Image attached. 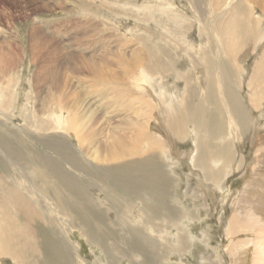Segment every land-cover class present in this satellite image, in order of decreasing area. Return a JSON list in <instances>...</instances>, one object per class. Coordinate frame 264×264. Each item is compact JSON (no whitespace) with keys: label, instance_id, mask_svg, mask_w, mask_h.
Listing matches in <instances>:
<instances>
[{"label":"bare ground","instance_id":"6f19581e","mask_svg":"<svg viewBox=\"0 0 264 264\" xmlns=\"http://www.w3.org/2000/svg\"><path fill=\"white\" fill-rule=\"evenodd\" d=\"M119 1L123 2L122 0H119ZM153 1H154L153 2L154 4L152 2L147 1L142 6L137 7V9H134V12H135L134 14H136L135 17H137L136 19H138V20L141 19V16H143V19H141V20H144L145 22H148L149 20L150 21L153 20L152 18H154L155 17L154 14H156V13H153V11H155V10L157 12H160V13H166L167 17H168V13H169V15L174 14L173 16H176V17H173L172 15H170L172 17H168L165 24L159 25V27H161L162 31H164V32H166V30L169 31V34L163 35V37H161L162 40L160 42H158L155 39V37L146 36V35H144L145 33L141 34L140 31H139V33L141 35H138L137 32H133L134 30L131 29L132 31L130 30V32H128V35H131L130 37L127 34H125V35L121 34L120 38H125V39L128 38L132 41L136 40L135 42L140 44V46L143 50L142 54L141 53H133L132 55L130 54L129 57L128 56L125 57V55L119 56V57L117 56V60H115L113 62L109 61L112 57L110 59L104 60V58L102 56V59L98 60L97 58L95 59L94 57H91V56L85 58V55L82 54L83 57L81 59L79 57H78L79 59H77L75 57L77 60L71 59V61L69 63H60V64H62V66L66 65L67 69L65 71L62 68V69H60V74H55V75H51V73L53 74L52 69L54 67V61L58 62V63L61 61L60 57L64 54L63 53L61 55V52H62V49L64 50V48L61 45V43H59L58 41L55 40L56 36L53 39L47 33H45L43 30H41V28H39L38 21L36 22V19L33 20L34 22L31 21V22H33V24H32L31 29H30L31 43L29 45V50H30L31 56L29 59H31V63L33 65L37 64L36 65L37 67H36L33 74L31 72L32 77L29 80H31L30 82H33V84L35 85V87L37 89V96L40 98V100L38 99L39 100L38 104L41 107L38 108L35 104L36 101L33 102L32 99L30 98V99H27V101H29V103H30L29 108L27 105H23L21 107L20 112L18 111L19 112L18 116H20L22 118V120H23L22 122L24 123L23 127H24L25 134H26L22 137L24 139V141H19V140L15 139V137L12 135V131L15 130L13 127L14 125H11L12 122L8 123L10 117H16V112L18 110L17 105H18V99L19 98H18V96H16L12 92V89L10 88V84H9L11 79L7 77V74H8L7 69L10 68L11 66H14L15 56L11 52L7 53L5 51H0V113L5 112L6 110L12 112L7 117V121L4 120V121H6L8 129L6 127H4V129L0 131L1 132L0 137L3 138L2 140H5L6 138L8 139L7 144L4 143V144H6L5 149H3V147L0 146V152H2V153L5 152L6 154L5 153H3V154L8 156V159L10 161L9 164L11 166L10 169L17 171L18 169L16 167H17V165H19V166L23 167L25 170L26 169H35V170H38L40 172V174L38 173L39 174L38 177L36 174L34 176L33 180L31 179L33 181V183L28 182L29 185H23L25 183L22 184V182H23L22 180L20 182V181H17L16 179H14V178H16L15 175H14L15 177L13 175L12 176L8 175L11 171L8 172V174L5 175V177H4L6 179H7V177H9V179H11L10 182L5 181L4 178L0 177V264H4L3 262H5L6 259L11 260V262H13L15 264H18V263L19 264H42L43 249L41 246L42 245L44 246L45 244H49L51 246V258H52L50 260V259H45L43 257V259L46 261V263L47 264H61L60 259H63V258L60 257L59 251H61V253L64 251L61 248L62 246L60 247V245L57 243V241L54 240V237H56V235L59 234V236H61L63 239L68 238V233L65 232L66 229L65 230L63 229L67 225L71 226V227L73 225H78L80 228H82L81 232H84L83 228H86L89 226V225H86L85 222L81 218L71 215L72 214L71 212H70L71 213L70 215H66V214H68L67 213L68 211L65 210L66 213L63 214L61 212L62 211L61 210L60 211L61 214H60V212L56 208V205H58L66 197H68L69 201L80 202L77 198L82 197L83 193H82L81 188L76 185L78 183V181L75 178L76 176L74 177L72 175L73 173H71V171H73V172H75L77 170H78V172L83 171L84 169L81 166L82 162L73 161L72 158H70L71 161L68 160L67 159V158H69L68 155L61 153L58 149V146L57 147L53 146L50 150L51 152L49 153V151H48L49 154L48 153L44 154L42 152H34L33 153L32 148L30 146H28L30 143L29 144L26 143L27 138H29V136H31L30 133H34L38 136L39 135L40 136H46L48 134H50V136H51V134H54V136H57V134L63 135V134L67 133L69 135V137L71 136L72 138H74V136L71 133L75 134V131H76V129L73 128V125L76 123V117L78 119H85V122L80 124L79 129L80 128L86 129V132L88 133L87 141L84 140V142H86V143L89 141V143H87L88 146L85 144L87 147L84 145V143L81 142L80 138L78 137L79 134L76 133V138H77L76 141L78 142L77 144H79L80 147L84 151L82 153L84 158H86V157L89 158V156H90L91 159L93 158L96 162H99V163L101 162L100 163L101 165H99V166H102V167L108 169L107 171H105L106 173H108V174L113 173L112 177L115 180H113L110 176H109V178H111L115 183L116 182L118 183V181H116L118 179V176H122L123 179L126 180V181H124V180L123 181L126 182L128 185L130 184L131 189H129V190L132 192L129 194V197H128L127 196L128 195L127 187H124L125 189H127L125 192L122 191V192H124V195H120V194H113L114 191L111 189H110L111 191L106 189L108 186H106V187L102 186L103 188L99 189L97 194H99L98 196H100L101 198L102 197H105V198H102V199L96 198V199H98V203H96L97 201L94 203L98 204L97 206L90 205V206H87V208L85 210H83V211L80 210V211L85 212V213L90 212V214H91L95 211V209L98 206H100V207H98L100 209L101 206H103L102 205L103 202L108 204L107 206H109V205H111V203H113L112 204L113 208L111 210H113V211L115 210L117 214L119 213L118 217L115 216V219L117 220V224H114V221H115L114 218H113L114 220L112 219L110 221H104L103 220V225H105L106 227L104 229L99 228V233L100 234L108 233V231L110 230V227L115 226L114 227L115 230H120V232H121L120 235L121 234L127 235L129 232L128 229L130 227H133V228H135V230L133 229V232L130 231L131 232L130 236L135 238L137 236V234L139 232H141L138 230L139 232L135 233L136 229L145 228L146 229L145 233L147 234V235H145V237L149 239V243L146 242L145 238H142L141 236H139V237H140L141 241L143 242V245H145V244L148 245V246H145V248H147V247L152 248L153 247L155 249L154 252H156V256L154 259L152 258L154 260L153 261L154 263H157L159 261V258L162 262L164 261L163 260L164 257L163 258L161 256L159 257V253H158L159 248L157 246H159L158 245L159 243L167 240V237H166L167 231L162 230V228L155 227L154 225H157V224L152 223L154 218H152V220H151L150 216L147 218L145 216L146 213L144 214V217H146V219L140 218L139 214H140V212L145 211L147 203L144 202V200H143V203H140L142 200L140 201L137 198H136L137 201L134 202L135 198L130 197V195H132V193H133V190H135V189L137 190V188H138L137 186H139V185H137L138 179L145 176V175L143 176V174H144L143 170H145L149 166H151L153 163L152 161L158 160L161 163L160 166H163L164 168L166 167V169H169L171 167V165H170L171 163H172V165H174L173 159H172L174 157L167 156L168 155L167 151L170 153V151L172 149L171 146H173L172 145L173 142L172 143L168 142L169 146H167L166 149L164 146L161 148L159 144H160V141L163 139L160 138L161 140L158 139L159 140L158 145L160 147L159 148L157 146V143H154L156 140L154 142H152L154 137H156V133L154 132V128L157 129V132H158V130H159V132L162 129L165 130V133H163V134H168V135L172 136L173 137L172 140H174L175 142L178 140L180 142L189 143L191 141V139H193L195 141L194 149H192L191 151L189 150L188 154H187V155H191V165L194 168L196 167L202 173V175H203L202 177H204L207 180V182L209 180V183L213 184L214 186H217L220 189L224 188L221 186L223 184V181H220L221 178H223V176L226 177L228 175L237 173L241 170V168H243V163L245 162V154L243 152V148L245 147V132L246 131L244 129H245V123L246 122H245V119H243V118L242 119L244 120L245 123L238 121V117H239L240 113H242L241 110H239V106H242V105L238 106L237 100L239 98L237 96H235L231 86L228 85L226 87L225 82L224 83L222 82L223 78H222L221 70L224 72V75L227 73L228 74L227 76H229L230 78L235 75V70H241V71H244L245 73H247V69L245 68L244 62L246 61V59L250 58L249 57L250 54L248 55L246 52V48H245V45H247L246 40L248 39V37L250 39H252L258 35L253 34L254 29L252 31L242 33L241 32V24L244 21L242 19L235 18L233 13L236 11H233V10L231 11L230 9H229V12L226 11L227 12L226 14H228V15H226L225 19H221L219 17L218 19H215L214 23H211V22H209V18H207L206 15H203L201 12H199L201 14L198 13L199 15H197V17L192 15L189 18L188 13H183V12H180L179 10L173 9L175 7H173V8L171 7V4L169 2L170 0H153ZM187 1H189V0H187ZM210 1L212 4L214 2H216L215 4H217V2H218V4H220L219 2H222L223 0H210ZM248 1H249V3H252L255 6H258L259 9H261V11L263 13V14L261 13L260 15H258V17L256 19L257 22L264 20V0H248ZM77 2L80 4L79 6L82 8V13L85 16V17L83 16V18H85V20L84 21L69 20L66 22L54 23L53 27L50 28V30L52 29L55 33L58 34V36L59 35L60 36L65 35L66 36L67 33H72L71 38L73 39V41H75V45L79 46V48L82 49L81 47L85 46V44L82 43L84 39L93 38L95 36H97L98 38H101V37L105 38L104 37L105 36V30H104L103 26H106V28H107V25H110L111 23L108 24V22L100 21V26H99V24H97L96 21H93V19L91 17V10L88 8V7H96L98 10L101 11L108 4V1H106L107 3L101 2L102 4H92L94 2V1L92 2V0L91 1H89V0H76V1H74V4L77 5L78 4ZM194 2H196V1H194ZM226 2H227V6H230V4L233 3L232 0H227ZM226 2H224V3H226ZM62 3H63V1H62ZM128 3H130V2H128ZM161 3H165V5L162 7ZM188 3L189 2H187V4ZM236 3H237V6L239 8L245 6L244 0H239ZM247 3H245L246 6H247ZM115 4H117V3H115ZM190 4H191V1H190ZM59 5H62V4H59ZM67 5H69V3H67ZM121 5H122V3H121ZM225 6H226V4H225ZM31 7H33V9L36 11L53 12L54 11L53 9H55L54 4H50V3L49 4H42L38 0H26L25 6H22L24 13L26 14L27 13L26 10L28 8H31ZM135 7H136V5H135ZM63 8H64V6L62 5V9ZM128 8H129V6H128ZM208 8H210V7H208ZM215 8L217 9V7H215ZM223 8H225V7H223ZM231 9H234V7L232 8V6H231ZM254 9L257 10V8H254ZM199 10H200V8H199ZM223 11H225V9L220 12L221 16H225ZM237 11H239V10H237ZM212 12H214V11H212ZM244 14H245V12H244ZM26 15L29 16V14H26ZM178 20L180 22L184 21V22L189 23L190 29H193L194 24L196 22H198V27H199V25L201 26V23H204L205 25H206V23L210 24L208 26V28H209L208 32H206V29L204 28L205 26H203V28L201 27V29L199 30V35H197V36H199V38H201V46H202V42L205 43V46H203L202 48H201V46L196 45L191 40H189V41L183 40V37H182V40L181 39L178 40L176 42L177 45L174 46V47H177V49H179V53L181 54V56L184 59L188 60V62L190 64V68L182 67L183 65H185V64H182V62H181L182 65H179L178 58H179L180 54H178L177 50H175L174 47L169 44V42L171 43L173 41V39L176 38L177 33H178L177 30L172 27L170 22L176 23V26H177ZM189 25L183 24L182 26L179 27L183 36H185L186 35L185 32L187 30H189ZM49 26L47 25L48 28H49ZM195 26H197V25L195 24ZM110 27H111V25H110ZM137 27H139V26H137ZM120 28H123V27H120ZM135 28H136V26H135ZM138 29L140 30V28H138ZM237 29H239V30H237ZM258 29H255V32L258 31ZM260 30H259V33H260ZM117 32H115V33H117ZM156 32H158V31L156 30ZM160 32H161V30H160ZM184 33H185V35H184ZM187 33H188V31H187ZM209 35H211L212 39H210ZM108 37H109V35H108ZM241 37H245L244 42L241 40ZM66 38H68V37H66ZM263 38H264V36L262 37V39ZM126 41H129V40H126ZM189 42L192 45V49L190 48L191 52L187 54L186 47L188 46ZM132 43L133 42H131V44ZM91 46L92 45L85 47L84 51L88 50ZM100 46H101V44H100ZM253 46L251 47L252 49H250L252 51L256 50L255 48L253 49ZM129 50H131V49H128V51ZM215 50H217V53L220 54L218 57L219 59L221 56L223 57V61L221 63H218V64H220L221 67H222V65L226 66L227 69H225L223 67L220 68L219 67L220 65L217 64L218 68H220V69L216 68V71L214 73L209 68L210 63L212 61L208 60L209 58H207V56H208L207 54L210 53L211 51L215 52ZM257 52H258V50H257ZM217 53H216V55H217ZM176 55L177 56L179 55L178 58H176ZM261 55H262V53L258 54L257 58ZM64 58L66 59L67 57H64ZM257 58L253 64L254 65L253 68L256 70H253L251 73H249L250 76L248 77L249 78V80H248L249 91L248 92H250V93H249V96L246 98H248L250 100V102H249L250 107L252 109H255V110L260 112V114L258 116H259V120L261 121V119L263 118V116H261V112L263 109L262 103L264 102V83H263L264 74H262L263 71L261 73L260 70L259 71H257V70L259 68H263L262 65H264V54L258 60H257ZM211 59L213 60V58H211ZM12 61L14 62V64H12ZM104 63L106 65L108 64L109 66L104 67V65H103ZM213 63L211 64V67H213L212 66ZM11 70H13V67ZM56 70H59V69H56ZM70 72L73 73V75H71ZM202 72H203V74L201 77L195 76V74L199 75L197 73H202ZM84 73H86L89 76L88 79L78 78V76L83 75ZM72 76L77 81H79L80 84L85 87V89L87 87L92 88L93 91H91L90 93H93V92L95 94L97 93V96L99 98V102H101V103L104 102L105 99H107L108 88L109 89L110 88L116 89V88H120V87H126L127 88L126 92L134 93V97H132V98H134V100L137 101V102L134 101V103H133L134 105L138 106V109H137L138 111L135 113L136 122L135 123L130 122L132 119L129 117V119H128L129 123L123 121V123L122 122L116 123L117 124L116 126H112L115 123H113V124L109 123L110 125H107V127L106 126L102 127V124H99V122H97L98 118L96 119V122L94 123V120L92 121V117L89 114H88L89 117H87L88 115H86L84 112V108H83L84 100H83L82 96L76 92L74 83L72 82V79H71ZM191 77H194V82H192ZM171 78H172V81H171ZM226 79H227V77H226ZM226 79H224V81H226ZM228 80H229V78H228ZM236 80H237V78H236ZM41 82H44L48 87L45 89H42L40 91L39 84H41ZM179 82H181V83L184 82V89L183 90H181ZM232 82H233V80H232ZM241 82L243 83L244 80H242ZM226 83H228V82H226ZM260 85H262V89H261V87H258ZM252 86L257 87L258 89L257 88L254 89ZM238 88L242 89L240 87H238ZM252 89H254V90H252ZM196 91H199V93H197ZM231 91H232V93H231ZM257 91L259 92L258 95H257ZM261 91H262V93H261ZM109 92H110V90H109ZM122 92H125V91H122ZM115 93H116V90H115ZM119 93H121V92H119ZM213 93H215L216 95ZM239 94L237 93L236 95H239ZM31 95H33V94H31ZM117 96H118V94H117ZM123 96H121V98H124ZM244 97L245 96H243V98ZM114 99H116V100H114V101H116V103H118L120 101L119 97L114 98ZM129 99H131V98H129ZM108 100L110 101V99H108ZM241 100H242V97H241L240 101ZM123 101H125V100H123ZM115 104H112V105H115ZM99 106L101 108H104L101 105H99ZM109 106H111V105H109ZM118 108H120V107H118ZM121 108H123V107H121ZM132 109L133 108H131L130 110H132ZM142 109H144V111H142ZM158 109L162 110L164 113H162V112L160 113ZM123 110L125 113L127 112V110H125V109H123ZM121 111H122V109H121ZM134 112H135V109H134ZM246 112L250 113V111L248 112V108H247ZM29 114H31V115H29ZM94 115H95V113H94ZM246 116H249V115H246ZM122 117H123V115H122ZM123 119H125V118L123 117ZM249 119L247 121H250ZM260 123L255 124V126L253 128L254 132L258 131V126ZM1 125H3V124L1 123ZM74 127H76V126H74ZM117 128H122V129H120L121 130L120 131ZM115 129H116V131H115ZM247 129L249 132L248 126H247ZM104 130L106 132H104ZM95 133H97L98 136ZM202 133L204 134V137L201 135ZM96 136H97V138L90 139V138L96 137ZM170 136H168V137L171 138ZM64 137H65V135H64ZM158 137L159 136H157V138ZM263 137H264V135H263ZM54 138H57V137H54ZM169 138H168V140H169ZM253 138H254V136H253ZM40 139H42V138H40ZM84 139H86V138H84ZM107 139H108V141L110 139H113L111 141L113 143L109 144ZM260 139H262V138H260ZM2 140H0V142ZM32 140H33V138H32ZM54 140H56V139H54ZM72 140H69V141L72 142ZM248 140H249V138H248ZM67 141H68V139H67ZM169 141L171 142V140H169ZM258 141L259 142L261 141L260 145L263 144V142H264V140H258ZM141 142L148 144L146 151H141V149H140L141 148V146H140ZM2 143L3 142H1V144ZM44 143L50 144L49 140L44 141ZM74 143L72 145H74ZM15 144H19L18 148L13 149V146H15ZM53 144H59V145L65 147V143L58 141V140L53 142ZM256 145H259V144H256ZM84 146H85V148H84ZM49 147H51V146H49ZM74 148H76V147H74ZM263 148H264V146L261 147V149H258V150H256L257 148L255 149L256 150L255 155L258 156L259 158L264 157ZM194 150H195V152H194ZM76 151H78V150H76ZM94 152L96 155H94ZM145 152L146 153L151 152L153 158L150 157L149 159H146L145 161L143 160L142 162H139L140 159H135L132 161V158L138 157ZM161 153L164 155V157H166V159H163L164 157L160 155ZM181 153H183V155H184V151H182ZM181 155L182 154H179V157ZM56 156L57 157L59 156V158L57 159ZM83 156H81V157H83ZM256 156H254V157H256ZM167 157H169V159ZM88 158H86V159H88ZM182 158H183V156H182ZM84 162H86V161L84 160ZM107 163H113V164H116L117 166L116 165H114V167L107 166ZM138 163H140V164H138ZM261 163H262V161H261ZM5 165H4V167H6V168H4V169L7 172V171H9L8 166H7V164H5ZM175 165H177V164H175ZM66 166H69V167H66ZM244 167H246V166L244 165ZM250 167H252V166H250ZM151 168H154V167H151ZM70 169H71V171H70ZM158 169H160V168H158ZM158 169H156L157 170L156 172H158ZM25 170L22 171V174L27 175V172ZM255 170H257L256 167H255ZM1 171H3V170H1ZM5 171H3V172H5ZM43 171H49L51 173V177H52L51 179H47V180L44 179L45 180L44 183L41 181ZM6 172H5V174H6ZM151 172H153V171H151ZM167 172L168 171L164 170V171L158 173V175L162 176V179H161L163 181L162 185L166 189L169 186H171L169 184L172 181L171 180L170 183H169V181H166L170 177L167 175ZM171 173H174V172H171ZM201 173H199V174H201ZM260 174L262 175L263 173H260ZM24 176H22V177L25 179L28 178V177H24ZM241 176L244 177V175H241ZM12 177H13V180H12ZM88 177H91V176L88 175ZM102 177L104 178V176H102ZM262 178H263V176H262ZM92 179L96 180L94 178H92ZM42 180H43V178H42ZM84 180L86 181V179H84ZM118 180H121V179H118ZM150 180H152V179H150ZM145 181H146V179H145ZM35 182L36 183L39 182L40 183V185H39L40 191L41 192L45 191V194H47V200H45L44 205L40 203V199H37L38 194H37V197L35 195L36 194L35 191L38 187L35 185ZM139 182H143V179H142V181L139 180ZM247 182H244V183H247V185L243 189L242 188L239 189L236 194H237L238 198H240V197L242 198V200L244 201V203L246 205H248V204L254 205L255 209H253L252 212L254 215H256V217H259L257 209L260 205L259 202H261L259 199H261L262 192H261L260 188L256 187V182H260V178L253 176V179H251L249 181L247 180ZM88 183H93V182L89 181ZM115 183H114V186H116V188H117V185H115ZM121 183L123 186V182H121ZM172 183H173V181H172ZM93 184H95V183H93ZM127 184L125 186H128ZM86 185H88V184H86ZM98 185H96V186L98 187ZM141 185H143V184H141ZM140 186H139V188H140ZM151 186L152 185L149 184V188H151ZM157 186H159V183ZM160 186H161V184H160ZM202 186H203V184H202ZM86 187L89 188L88 186H86ZM262 187H264V186H262ZM138 191H140V190H137V192ZM165 191H167V190H165ZM84 192L85 193L88 192V194H89L91 191L90 192L84 191ZM137 192L134 191V193H137ZM152 192H154V191H152ZM134 193H133V195H134ZM142 193H144V192H142ZM151 195H155V193L151 194ZM141 196H142V194H141ZM184 197H186V196H184ZM41 198H44V197L41 196ZM70 198H75V199L71 200ZM44 199H46V198H44ZM151 199H152V197L150 198V200ZM121 200H127L129 202L128 205L126 206L125 204H123L122 203L123 201L120 202ZM238 200L239 199H237V200L234 199L233 202L235 203ZM262 202H264V201H262ZM145 203H146V205H145ZM89 204H90V202H89ZM141 204L143 207L140 206ZM123 205H125V207H122ZM136 205L138 206V208L141 209V211L139 209H136V207H137ZM151 205H152V203H151ZM151 205H150V208L152 207ZM62 206H63V204H62ZM74 206H76V205H74ZM107 206H106V208H107ZM178 206H180V205H178ZM239 206H236L234 208H237ZM192 208L196 209L195 204L192 206ZM64 209H66V208H64ZM243 209L245 212L243 214L244 216L242 215V217H245V214H248V213H246L247 209L246 210H245V208H243ZM197 210L200 211L201 209L197 207ZM106 211H107L106 214L109 216L110 211L108 209ZM152 211H154V210H152ZM143 212L141 214H143ZM180 212H181V210H180ZM250 212H249V214H250ZM113 213L115 214V212H113ZM247 216H249V215H247ZM137 217H139V220L137 219ZM141 217H142V215H141ZM180 217H181V219L191 218V216L189 217L188 212H185ZM195 218L196 217H194V219ZM147 219H149V220H147ZM94 220L96 221V219H94ZM229 220H230V225H229V227H227L225 229V232H226V234H229V236L235 237L236 235H238L237 234L238 230H239V233H241L240 229H242V228L240 227V229H238V226H240V222L236 221L235 218H230ZM183 221L184 220H181L180 223H178L177 219H175L173 221V224H174V226L177 227L178 232L171 237L172 245H169L166 247L170 251V258L174 254L171 251L172 249H173V251L176 250L178 252L177 256H179L180 258H183L182 253H185V251H188V247H191L192 244L194 243V238L189 237L187 234V227L181 226V225H184ZM221 221H222V219H221ZM97 222H102V221L97 220ZM251 222L253 225H255L253 223V219H251ZM251 222H250V220L245 221L244 226L247 228H252L253 225L251 224ZM255 222H256V219H255ZM160 223H161V221H160ZM160 223H158V224H160ZM75 227H77V226H75ZM96 228L98 229L97 226H96ZM114 229H113V231H114ZM86 230H88V228H86ZM185 230H186V232H183ZM245 231H246V229H245ZM174 232H175V230H174ZM179 233H181V234H179ZM188 233L190 234L189 230H188ZM110 234H109V236H110ZM112 234H113V232H112ZM112 234H111V236H112ZM116 235H118V234H116ZM120 235H119V237H120ZM258 235H261V233L260 234L258 233ZM127 236H129V235H127ZM98 238L96 240L97 242L100 241V239H103V240L107 239L106 236H104V235H102L101 238H99V239ZM121 238H124V237L121 236ZM256 238L257 237H255L254 240L259 239V238H257V239ZM93 240L94 239H92V241ZM202 240H206V238L202 239ZM109 241H110V239H109ZM112 241H113V239H112ZM58 242L60 243L59 239H58ZM62 242H65V241H62ZM157 242H159V243L157 244ZM255 242H258V241H255ZM131 243H133V242H130V244ZM236 243H237V241H236ZM247 243H248V246L246 247ZM115 244L117 245L119 243H115ZM251 244H252V241L251 242H249V241L248 242L247 241L242 242V240H241V243H240L241 249L244 247H246V248L244 250L240 249V251H241L240 254L237 253L239 257L236 256L237 254L235 253L236 255L235 256L233 255L231 263L232 264H246V257H248L247 254L249 252V250L247 248ZM256 244H257V247H259V248H257L256 246H254L253 248H254V250L257 248V250H256L257 252H260L262 249H264V244L261 243L262 245L260 244V246H258L259 245L258 243H256ZM100 245L103 246V244L101 242H100ZM114 245L113 246L111 245V246L114 247ZM230 245H232V244H230ZM65 246H69V245L67 243H65ZM122 246H121V248H122ZM103 247H105V245ZM145 248H143V249H145ZM233 248H231L229 250L231 251ZM46 249H48V248H46ZM249 249H250V247H249ZM103 250H106V249H103ZM116 251H117V249H116ZM119 251H117V252L120 254ZM146 251H148V250H146ZM69 252H70V248L66 247V251H65L66 255ZM106 252L108 253V251H106ZM65 253L64 254L62 253L63 254L62 257H64V258H65ZM104 253H105V251H104ZM113 253H114V251H113ZM135 253H133V254H135ZM149 253L150 252L148 251V254ZM46 254H49V253H46ZM69 254H72V253H69ZM128 254H130V253H128ZM253 254H254V252H253ZM67 256H68L67 258L69 259L70 256L69 255H67ZM109 256H111V254ZM140 256L145 258L144 255H140ZM147 257L149 258V256H147ZM150 257H152V256H150ZM126 259H127V264H142L141 262L137 263V261L135 263L134 259H132V257H130L129 255H127ZM107 260H108L107 264H114L113 261H115V260L113 258L110 257ZM117 260L115 262H118ZM70 261H72V259H70ZM182 261L183 260H180V262H182ZM120 262H118V263L123 264V262H121V263ZM164 262H167V261L165 260ZM147 263H148V261H147ZM81 264H82V262H81ZM150 264H153V263L151 262ZM161 264H163V263H161Z\"/></svg>","mask_w":264,"mask_h":264},{"label":"rangeland","instance_id":"374dc122","mask_svg":"<svg viewBox=\"0 0 264 264\" xmlns=\"http://www.w3.org/2000/svg\"><path fill=\"white\" fill-rule=\"evenodd\" d=\"M25 1L26 0H0V51H5L7 53L11 52L15 56V64L12 61V64H14V66H11L10 68L7 69L8 70L7 77L11 79L9 84H10V88L12 89V92L16 96H18V98H19L18 99V105H17L18 110L16 112V117H10L8 123L12 122L11 125H14L13 127H14L15 130L12 131V135L15 137L16 140H19V141H24V139L22 137L24 135H26L24 127H23V125H24V123L22 122L23 120H22V118L20 116H18V114H19V112L21 110V107L23 105H27L28 108H29L30 103H29V101H27V99H30V98L32 99L33 102H35V101L37 102V103L35 102V104H36V106L38 108L41 107L38 104L40 98L37 96V89H36L35 85L33 84V82H30L31 80H29L32 77V74L34 73V71H35V69L37 67L36 66L37 64L33 65L31 63V59H29L30 56H31L30 55V50H29V45L31 43V32H30V29H31V26H32V24L34 22L33 20L36 19V22L38 21L39 28H41V30H43L45 33H47L51 38L54 39L55 36H56L55 40L58 41L59 43H61V45L63 46V48L65 50L64 51L62 49L61 55L63 53L64 54L60 57L61 61L59 63L54 61V67L52 69L53 74L51 73V75H55V74H60V69L63 68L65 71L67 69L66 65L62 66V64H60V63H69L71 61V59H76V58L77 59H79V58L81 59L83 57L82 54L85 55V58L91 56V57H94L95 59L97 58L98 60L102 59V56H103L104 60L110 59L112 57L109 60L110 62H113V61L117 60V56L119 57V56H124L125 55V57L126 56L129 57L130 54L132 55L133 53H141L142 54L143 50H142L140 44L135 42L136 40H134L132 38L134 40V41H132V40L128 39L127 37H126L127 39L120 38L121 34H123V35L127 34L128 35V32H130V30L132 29V30H134L133 32H137L138 35H141V34L145 33L144 35L155 37V39L158 42H160L162 40L161 37H163V35L169 34V31H167V30H166V32L162 31V29H161V27H159V25L160 24L161 25L165 24L167 19H168V17H172L174 15V14H170V15H172V16H170L169 13H168V17H167L166 13H160V12H157L155 10V11H153V13H156V14H154L156 18L155 17L152 18L153 20L152 19H151L152 21L149 20L148 21L149 23H148V22H145L144 20H141V19H143V16H141V19H139V20L136 19L137 17H135L136 14H134L135 13L134 9H137V7L142 6L147 1L153 3L154 2L153 0H122L123 2H120L119 0H97V1L96 0H92V2L94 1L92 4H102L104 2L107 3L106 1H108V4L101 11L98 10L96 7H88V8L91 10V17H92L93 21H96V23L99 24V26H100V21H104V22H108V24L111 23L110 24L111 27H110V25H107V28H106V26H103L104 30H105V36H104L105 38H102V37L98 38L97 36H95L93 38L84 39L82 43L85 44V46L81 47L83 49L82 50V49L79 48V46L75 45V41H73V39L71 38L72 37V33H67L66 36L65 35H63V36L59 35L58 36V34L55 33L52 29L50 30V28L53 27L54 23L66 22V21H69V20H74V21L75 20H81V21L85 20V18H83L84 14L82 13V8L79 6L80 4L78 2H77L78 3L77 5L74 4V1H76V0H69V1L68 0H38L42 4H49V3L50 4H54L55 5V9H53L54 11L53 12L36 11V10L33 9V7H31V8H28L26 10L27 11L26 14H29V16H27L24 13V10L22 8V6H25ZM62 1H63L64 4L62 3ZM89 1H91V0H89ZM190 1H191V4H190ZM194 1H196V2H194ZM223 1L226 2L227 0H223ZM223 1L219 2L220 4L222 3L221 5L218 4V2H217V4H215L216 2H214L212 4L210 0H189V1H187V0H170L169 2L171 4L172 8L175 7L173 9L179 10L180 12H183V13H188V17L189 18L192 15L197 17V15L202 13L203 15H206L207 18H209V22H211V23H214L215 19H218L219 17L221 19H225L226 15H228L226 13L229 12V9L231 11L232 10L236 11V12L233 13L234 17L237 18V19H242L244 21L241 24V32L242 33H246L248 31H252L254 29L253 30V34L258 35V36L254 37L252 39H250L248 37V39L246 40V44H247V45H245L246 52H247L248 55L249 54L251 55V56L249 55L250 58L246 59V61L244 62L245 68L247 69V73H245L244 71H241V70H235V75H234L235 77L233 76V77L230 78L229 76H227L228 75L227 73L225 74L226 75L225 76L224 72L221 70L222 78H223L222 82L223 83L225 82V86L226 87L228 85L231 86V88L233 89V93L235 94V96H237L239 98L237 100L238 101V106L242 105V106H239V110H241L242 113H240V115L238 117V121L243 122V123L246 122L245 123V129H244L246 131L245 132V147H244L245 149L243 148V152L245 154V162L243 163V168H241V170L239 172H237V173L228 175L226 177L223 176V178H221L220 181H223V184L221 186L224 187V188L220 189L217 186H214L213 184L209 183V180L207 182V180L204 177H202L203 176L202 173L196 167L194 168L191 165V155H187V154H188L189 150L191 151L192 149H194L195 141L193 139H191V141L189 143L180 142L178 140L175 142L174 140H172V138H173L172 136H170L168 134H163V133H165V130L162 129V130H160V132H159V130L157 132V129L154 128V132L156 133V137H154L152 142H154L156 140L154 143H157L158 147L160 145L161 148L164 146L165 149H166L167 146H169L168 142L169 143L173 142V144H172L173 146H171L172 149H171L170 153L167 151V154H168L167 156L174 157V158L176 157L175 159L172 158L174 165H172V163H171L170 164L171 167L169 168L170 169L169 170V169H166V167L164 168L163 166H160L161 163L158 160L157 161H152L153 162L152 165L149 166L147 169L143 170V172H144L143 176L144 175L145 176L138 179L137 185L140 186L141 184H143V185H141L142 187L140 186V188H139V186H137L138 187L137 190H140V191L137 192V190L135 189L136 187H135L134 188L135 190H133V193H134V191L137 192V193H134V195L132 193V195H130V197H132V198L134 197L135 198L134 202L137 201L136 200V198H137L140 201L142 200L141 202L139 201L140 203H143V200H144V202L147 203V205L145 203L147 210L145 209L144 212L142 211L143 214H141L142 212H140V214H139L140 218L146 219V217L148 218L150 216L151 220H152V218H154L152 223L153 224H155V223L157 224V225H154L155 227H157V228L159 227V228H162V230L167 231V236H166L167 240L163 241L164 243L161 242L162 244L157 242V244L159 243L158 245L160 246V247L157 246L159 248L158 249L159 257L160 256L162 258L164 257L163 260L164 261L166 260L167 262H164V261L162 262L160 260V258H159V261L157 263H154L153 259L156 256V252H154L155 249L153 247L152 248H148L147 247L148 249L145 248V246H148V245H146V244L143 245V242L141 241V239L139 237V236H141L142 238H145L146 242L149 243V239L145 237V235H147L145 233V230H146L145 228L136 229L135 233H138L139 231H141V232H139L138 233L139 235L137 234V236L135 238L130 236V233L133 232V229L135 230V228H133V227H130L128 229L129 232L127 234L131 238L129 236H127V235H122V234L120 235V233H121L120 230H115L114 229L115 226H111L110 230L108 231V233H105V234H100L99 233V228L100 229H104L106 227L105 225H103V220L104 221H110L113 218L115 219V216H117V217L119 216V213L117 214L115 210L114 211L111 210L113 208V206H112L113 203H111V205L107 206L108 204L103 202L102 203L103 206H101L100 209L98 208L100 206H98L95 209V211L93 213H91V214H90V212H86V213L85 212H81V211L85 210L87 208V206H90V205L97 206L98 204H96V203H98V199L105 198V197L101 198L100 196H98L99 194H97L98 190L103 188V187L108 186L106 189H108L109 191L113 190L114 191V192L112 191L113 194H120V195H124V192L128 189L127 190L128 191L127 192L128 195L125 193L128 197H129V194L132 192V191L129 190V189H131L130 188V184L128 185L126 182H124L126 180L123 179L122 176H118V179H121V180L117 179L116 181H118V183L117 182L115 183L113 181L115 179H113V177H112L113 173H111V174L106 173L105 171H107L108 169H106V168H104L102 166H99V165H101L100 164L101 162L100 163L96 162L93 158L91 159L90 156H89V158L86 157L88 159L84 158V156L82 154L84 151L80 147V145L77 144L78 142L76 141L77 140L76 133L79 134L78 137L80 138L81 142L84 143V145L86 144L88 146L87 143H89V141L87 143L84 142V140L87 141V139H88L87 138L88 137V133L86 132V129H83V128L79 129L80 124L84 123L85 119H78L76 117V123L73 125V128H75L76 131H75V134L71 133L74 136V138H72L71 136L69 137V135L67 133L63 134V135L57 134V136H54V134H51V136H50V134H48L46 136H40V135L38 136V135H36L34 133H30L31 136H29V138H27L26 143L27 144L30 143L28 146H30L32 148V152L33 153L34 152H42V153L46 154V153H48V151L50 153L51 152L50 150H51V148L53 146L54 147L58 146V149H59V151L61 153H64V154L68 155V157H69V158H67L68 160H70V158H72L73 161H79V162H82V164H83V165L81 164V166L84 169L83 171L78 172V170H77V171L73 172L70 169L71 173H73L72 175L74 177L76 176L75 178L78 181V183L76 185L81 188L82 193H83L82 197H78L77 198L80 202L69 201L68 197H66L58 205H56V208L58 209L59 212L62 210L61 212L63 214H65L66 211H68L67 212L68 214H66V215H70L72 213L71 215L81 218L85 222V224L89 225V226L86 227V228H88V230H86V228H83L84 232H81L82 228H80L78 225H73L72 227L67 225L69 228L67 226H65V228H63V229L64 230L66 229L65 232L68 233V238L63 239L61 236H59V234L56 235V237H54V240L57 241V243L60 245V247L62 246L61 248L64 251V252H62L63 254L66 251V247L70 248V252L69 253H72V254L67 253V255L70 256V258L68 259L67 258L68 256L66 255V253H65V258H64V257H62L63 254L61 253V251H59L60 252V254H59L60 257L63 258V259H60V263L61 264H77V263L81 264V262H82V264H107V261H108L107 259H109L110 257L113 258L115 261L119 258L117 260L118 262L121 261V262H123V264H127V259H126L127 255L132 257V259H134L135 263L137 261V263L141 262L142 264H150L151 262L153 264H161V263H163V264H178V263L179 264H216V263L217 264H232L231 260H232L233 255L235 256L237 253L240 254V252H241L240 251V249H241V247H240L241 240H242V242L243 241H247V242L248 241L249 242L252 241V244L249 245L250 249H249V247L247 248L249 250V252L247 254L248 257H246V264H264V249H262L260 252L256 251L257 248H259V247H257L256 243L259 244L261 242L262 244H264V235H263L264 234V232H263L264 231V210H263L264 209V204H263L264 202H262V201H264V196H263L264 195V187H262V186H264V167H263L264 166V157L259 158L258 156L255 155L256 150L261 149V147L264 146V142H263V144L260 145L261 141L260 142L258 141V140H264V137H263V135H264V121H263L264 120V112H263L264 111V102L262 103V108L263 109H262V112H261V116H263V118L260 121L259 120V116H258L260 114V112L255 110V109H252L250 107V104H249L250 100L248 98H246V97L249 96V93H250V92H248L249 91V88H248V80H249V78L248 77L250 76L249 73H251L253 70H256V69L253 68L254 67L253 64H254V61H256V58H257L258 54H261V53H262V55L264 54V38L262 39V37L264 36V20H261V21L257 22L256 19H257L258 15H260L262 13V11H261V9H259L258 6H255L252 3H249L248 0H244V5L245 6L240 7V8L237 6V3H236L239 0H232L233 3L231 2L232 4H230V6H227V2L224 3ZM128 2H130V3H128ZM187 2H189V3L187 4ZM67 3H69V5H67ZM115 3H117V4H115ZM121 3H122L123 6L121 5ZM245 3H247V6H246ZM59 4H62L64 6V8L62 9V5H59ZM225 4H226V6H225ZM135 5H136V7H135ZM164 5H165V3H161L162 7ZM128 6H129V8H128ZM231 6H232V8L234 7V9H231ZM208 7H210V8H208ZM215 7H217V9ZM223 7H225V8H223ZM199 8H200V10H199ZM254 8H257V10H255ZM224 9H225V11H223V13H224L225 16H221L220 12L222 10H224ZM237 10H239V11H237ZM212 11H214V12H212ZM240 11L241 12L243 11V12L241 13ZM199 12H201V13H199ZM244 12H245V14H244ZM173 17H176V16H173ZM31 21H33V22H31ZM177 22H178L177 26H176V23L170 22L172 27L175 28L178 33H177L176 38H174L171 43L169 42V44L174 47V46L177 45L176 42L178 40H180V39L182 40V37H183V40H187V41L191 40L196 45L201 46V38H199V36H197V35H199V30L201 29V27L203 28V26H205L204 28L206 29V32H208L209 31L208 26L210 24L206 23V25H205L204 23H201V26L199 25V27H200L199 28L198 27V22H196L195 24L197 26H195V24H194L193 29H190L189 23L184 22V21L180 22L179 20ZM183 24H188L189 25V30H187L188 33H187V31L185 32L186 35L184 33L185 36L182 35V32L180 31V28H179ZM47 25L48 26L50 25L49 28L47 27ZM135 26H136V28H135ZM137 26H139V27H137ZM120 27H123V28H120ZM138 28H140V30ZM255 29H258V31L255 32ZM156 30L158 32H156ZM160 30H161V32H160ZM237 30H239V29H237ZM259 30H260V33H259ZM139 31H140L141 34L139 33ZM115 32H117V33H115ZM108 35H109V37H108ZM128 36L130 37L131 35H128ZM209 36H210V39H212L211 35H209ZM66 37H68V38H66ZM126 40H129L130 42L126 41ZM241 40L244 42L245 41V37H241ZM131 42H133V43L131 44ZM100 44H101V46H100ZM89 45H92V46L88 50L84 51V48L89 46ZM126 46L127 47L129 46V47L127 48ZM203 46H205V43L202 42L201 48ZM252 46H253V49L255 48L256 50H253V51L250 50V49H252L251 48ZM187 47H186V51H187V54H188V53L191 52V49H192V45L190 44V42H189ZM128 49H131V50L128 51ZM174 49L177 50L178 54H180L179 53V49H177V47H174ZM257 50H258V52H257ZM216 53H217V50H215V52L211 51L210 53L207 54L208 55L207 58H209L208 60L212 61L210 63V67L209 68L214 73L216 71V68L220 69V68L223 67V68L227 69L226 66L222 65V67H221V65L218 64V63H221L223 61V57L221 56L220 59H219L218 57H219L220 54L217 53V55H216ZM178 56L176 55V58H178ZM261 56H259L257 58V60ZM64 57H67V58L65 59ZM211 58H213V60ZM178 60H179V65L185 64L182 67L190 68V64H189L188 60L184 59L181 56V54H180ZM181 62H182V64H181ZM213 62L214 63L216 62V63L214 64ZM212 63H213V65H212L213 67H211ZM217 64L220 65L219 66L220 68H218ZM103 65H104V67H108L109 66L108 64L106 65L105 63ZM262 66H263V68H259L257 71L260 70L261 73L263 71L262 74H264V65H262ZM12 67H13V70H11ZM56 69H59V70H56ZM31 72H32V74H31ZM197 74H199V75L195 74V76H200L201 77L203 72L202 73H197ZM71 75H73V73H71ZM226 77H227V79H226ZM78 78L88 79L89 76L86 73H84L83 75L78 76ZM228 78H229V80H228ZM236 78H237V80H236ZM71 79H72V82L74 83L76 92L79 95H81L83 100H84L83 108H84L85 114L86 115L89 114L92 117V121L94 120V123L96 122V119L98 118L97 122H99V124H102V127H105V126L107 127V125H110L111 123L112 124L115 123L112 126H116L117 125L116 123H121V122L123 123V121L128 122L129 117L132 119L130 122H132V123L136 122L135 113L138 111L137 110L138 106L133 104L134 101H135L134 98H132V97H134V93L126 92V89H127L126 87H120V88H116V89L115 88H110V89L108 88L107 99H105L104 102L101 103V102H99V98L97 96V93L96 94L94 92L90 93L91 91H93L92 88L87 87L85 89V87L83 85H81L80 82L77 81L75 78H73V76H72ZM191 79H192V82H194V77H191ZM224 79H226V81H224ZM232 80H233L234 83L232 82ZM240 80L241 81L244 80V82L242 83ZM171 81H172V78H171ZM226 82H228V83H226ZM263 83H264V81H263ZM179 85H180L181 90H183L184 89V82H182V83L179 82ZM47 87L48 86L44 82H41V84H39L40 91L42 89L47 88ZM238 87H240L242 89H239ZM258 87H261V89H262V85H260ZM253 88L255 89L257 87H253ZM254 89H252V90H254ZM109 90H110V92H109ZM115 90H116V93H115ZM122 91H125V92H122ZM119 92H121V93H119ZM196 92L199 93V91H196ZM231 93H232V91H231ZM237 93L238 94L240 93V94L236 95ZM261 93H262V91H261ZM31 94H33V95H31ZM117 94H118V96H117ZM213 94H215V93H213ZM258 94H259V92L257 91V95ZM120 95L121 96L124 95L123 96L124 98H121ZM243 96H245V97L243 98ZM118 97L120 98V101L118 103H116V101H114L116 99H114V98H118ZM241 97H242V100L240 101ZM129 98H131L132 100L129 99ZM108 99H110V101ZM122 99L125 100V101H123ZM135 102H137V101H135ZM112 104H115V105H112ZM99 105L103 106L104 108H101ZM109 105H111V106H109ZM118 107H120V108H118ZM121 107H123V108H121ZM131 108H133V109L130 110ZM247 108H248V112L250 111V113L246 112ZM121 109H122V111H121ZM123 109L127 110V112L125 113ZM134 109H135V112H134ZM142 111H144V109H142ZM159 112L160 113L161 112L164 113L162 110H159ZM11 113L12 112L8 111V110H6L3 113H0V127L2 126L0 128V131L3 130L4 127H6L8 129L6 121H7V117ZM94 113H95V115H94ZM29 115H31V114H29ZM89 115L87 117H89ZM122 115H123V117L126 120L123 119ZM246 115H249V116H246ZM242 118L245 119V122H244V120ZM248 119L250 121H247ZM4 120H6V121H4ZM1 123L3 125H1ZM256 123L257 124L260 123V124L258 126V131L254 132L253 128H254ZM74 126H76V127H74ZM247 126L249 128V132L250 133L248 132ZM117 129L120 130L122 128H117ZM115 131H116V129H115ZM104 132H106V131L104 130ZM95 134L98 136L97 133H95ZM64 135H65V137H64ZM201 135L204 137L203 133ZM97 136L96 137H92L90 139L97 138ZM157 136H159V137L157 138ZM168 136H170L171 138H169ZM253 136H254V138H253ZM54 137H57V138H54ZM32 138H33V140H32ZM40 138H42V139H40ZM84 138H86V139H84ZM160 138L163 139V140H161ZM168 138H169V140H171V142L168 140ZM248 138H249V140H248ZM260 138H262V139H260ZM2 139L3 138L0 137V140H2ZM6 139L1 141V142H3L2 144L0 142V146L3 147V149H5V145L8 142V139L7 140ZM54 139L65 143V147H63V146H61L59 144H53V142L56 141ZM67 139H68V141H67ZM158 139L161 140L160 144H159V140ZM46 140H49L50 144L44 143V141H46ZM69 140H72V142L69 141ZM112 140L113 139H110L108 141V139H107L109 144L113 143V142H111ZM4 143H6V144H4ZM73 143H74L75 146L72 145ZM142 143L143 142L140 143V146H141L140 149H141V151H146L148 144H145V143L142 144ZM256 144H259V145H256ZM18 145L19 144H15V146H13V149L18 148ZM49 146H51V147H49ZM85 146H84V148H85ZM74 147H76V148H74ZM76 150H78V151H76ZM182 151H184V155H183V153H181ZM263 151H264V148H263ZM194 152H195V150H194ZM3 153H5V152H3ZM3 153L0 152V157H1L0 158L1 159L0 160V175H1L0 177L4 178L5 175H7L8 172L11 171L10 172L11 174L9 173L8 175H10V176H12V175L14 176L15 175L16 178H14V179H16L17 181H20V182L22 180L23 181L22 184L25 183L23 185H29L28 182L33 183L32 180H33L34 176L37 174V177H38V175L40 174V172L38 170H35V169H26L25 170L23 167H21L19 165H17V167H16L18 169L17 171H14V170L10 169L11 166L9 164L10 161L8 159V156L4 155ZM179 154H182L180 156L181 158L179 157ZM94 155H96L95 152H94ZM160 155L164 157V155L162 153ZM81 156H83V157H81ZM182 156H183V158H182ZM254 156H256V157H254ZM150 157L153 158L151 152H149V153L145 152V153L141 154L138 157L132 158V161L135 160V159H140L139 162H142L143 160L145 161L146 159H149ZM56 158L58 159L59 156L58 157L56 156ZM167 158L169 159V157H167ZM83 159L86 162H84ZM163 159H166V157H164ZM260 160L262 161L263 164L261 163ZM5 164H7L8 170H9L7 172L4 169V168H6V167H4ZM138 164H140V163H138ZM175 164H177V165H175ZM114 165H116V164L107 163V166L114 167ZM244 165L247 168L244 167ZM250 166H252V167H250ZM66 167H69V166H66ZM151 167H154V168H151ZM255 167H256L257 170H255ZM158 168H160V169H158ZM156 169H158V172H156L157 171ZM1 170L5 171L6 174H5V172H3ZM23 170H25L27 172L28 176L26 174H22ZM164 170L168 171L167 175L170 176L166 181H169V183H170L171 180L173 181V183L171 181V183L169 184L171 186L168 185L169 187L167 189L162 185V182H163L161 180L162 176L158 175L159 172H162ZM151 171H153V172H151ZM171 172H174V173H171ZM259 172L263 173V174L261 175ZM199 173H201V174H199ZM88 175H90L91 177H88ZM241 175H244V177L241 176ZM22 176L28 177L29 179L28 178L25 179ZM102 176H104V178ZM109 176L113 180L111 178H109ZM253 176H256V177L260 178V182H256V187L260 188L261 192H262L261 199H259L261 202H259L260 205H259V207L257 209L259 217H256V215H254L253 212H252L253 209H255L254 205H252V204L251 205L250 204L246 205L244 203V201L242 200V198L241 197L238 198V196L236 194L239 189H241V188L243 189L247 185V183H248L247 180L249 181V180L253 179ZM262 176H263V178H262ZM42 178H43V180H42ZM42 178H41V181L44 183V181H45L44 179L47 180V179H51L52 178L51 177V173L49 171H43ZM92 178H94L96 180H93ZM84 179H86V181ZM142 179H143V182H139V180L142 181ZM145 179H146V181H145ZM150 179H152V180H150ZM4 180L5 181H9V182L11 181V179H9V177H7V179L4 178ZM12 180H13V177H12ZM89 181L93 182L95 184L88 183ZM121 182H123V186H122ZM244 182H247V183H244ZM114 183H115V185H117V188H116V186H114ZM158 183H159V186H157ZM86 184H88V185H86ZM126 184L128 186H125ZM149 184L152 185L151 188H149ZM160 184H161V186H160ZM202 184H203V186H202ZM35 185L38 186L36 191H35L36 192L35 195L37 197V194H38L39 198L37 197V199H40V203L44 205L45 204V200H47V194H45V191H43V192L40 191V189H39L40 183L39 182L38 183L35 182ZM96 185H98V187ZM86 186H88L89 188H87ZM124 187H127V189H125ZM165 190H167V191H165ZM84 191H86V192L87 191H89V192L91 191V192L88 194V192L85 193ZM122 191H124V192H122ZM152 191H154V192H152ZM142 192H144V193H142ZM154 193H155V195H151V194H154ZM141 194H142V196H141ZM41 196L46 198V199L41 198ZM184 196H186V197H184ZM149 197L150 198L152 197V199L150 200ZM96 198H98V199H96ZM70 199L74 200L75 198H70ZM234 199H236V200L239 199V200L234 203L233 202ZM149 201L150 202L152 201L151 202L152 205H151V203ZM89 202H90V204H89ZM94 202H96V203H94ZM120 202H122L126 206L129 203L127 200H121ZM62 204H63V206H62ZM194 204L196 206V209L192 208V206ZM74 205H76V206H74ZM125 205H123L122 207H125ZM150 205L152 206L151 208H150ZM178 205H180V206H178ZM106 206H107V208H106ZM140 206H142V204ZM236 206H239V207L234 208ZM197 207L200 208L202 211L201 210L198 211ZM64 208H66V209H64ZM243 208H245V210L247 209L246 213H248V214H245V217H242V215L245 212ZM107 209L109 211L111 210L109 216L106 214L107 213V211H106ZM136 209H139L141 211V209L138 208V206L136 207ZM152 210H154V211H152ZM180 210H181V212H180ZM184 211L188 212L189 213V217L191 216V218L181 219L180 216L185 213ZM61 212H60V214H61ZM113 212H115V214ZM249 212H250V214H249ZM144 214H145L146 217H144ZM141 215H142V217H141ZM247 215H249L250 217L247 216ZM139 217H137L138 220H139ZM194 217H196V218L194 219ZM93 218L96 219V221ZM230 218H235L236 221L240 222V226H238V229H240V227L242 229H240L241 233H239V230H238V233H237L238 235H236L237 237L236 236L235 237L234 236H229V234H226V232H225V229L227 227H229V225H230V220H229ZM175 219H177L178 223H180L181 220H184L183 221L184 225H181V226L187 227L188 236L194 238V243H193L194 245L192 244L191 247H188V251H185V253H182L183 254V258H180L179 256H177L178 252L176 250L173 251V249L171 251L174 253L173 254L174 256L172 255L171 258H170V251L166 248L167 246L172 245L171 237L178 232L177 227L174 226V224H173V221ZM221 219H222V221H221ZM251 219H253V223L255 225L252 224ZM255 219H256V222H255ZM97 220H101L102 222H97ZM147 220H149V219H147ZM247 220H250L251 224L253 225V227L255 229L253 227L252 228H247V227L244 226L245 221H247ZM160 221H161V223H160ZM158 223H160V224H158ZM114 224H117V220L116 219L114 221ZM75 226H77V227H75ZM96 226L98 227V229L96 228ZM113 229H114V231H113ZM245 229H246V231H245ZM174 230H175V232H174ZM188 230L190 231V234L188 233ZM111 231L113 232V234H112ZM93 232L95 234L96 233L97 234L95 235ZM183 232H186V230L183 231ZM110 233L112 234V236H111ZM258 233L259 234L261 233V235H258ZM109 234H110V236H109ZM116 234H118V235H116ZM179 234H181V233H179ZM102 235L106 236V238H107L106 240L107 241L103 240V239H100V241L97 242L96 241L97 238L98 237L101 238ZM119 235H120V237H119ZM121 236L124 237V238H121ZM255 237H257L259 239L256 238L257 240H254ZM205 238H206V240H202V239H205ZM58 239H59L60 243L58 242ZM92 239H94L95 241L94 240L92 241ZM109 239H110V241H109ZM112 239H113V241H112ZM62 241H65V242H62ZM236 241H237V243H236ZM255 241H258V242H255ZM100 242L103 244V246L105 245L106 248L101 246ZM130 242H133V243L130 244ZM65 243H67L69 246H65ZM115 243H119V244L116 245ZM230 244H232V245H230ZM260 244L258 246H260ZM111 245L112 246L114 245V247H112ZM120 245L121 246L123 245L122 248H121ZM232 246L233 247L235 246V247L233 248ZM247 246H248V243L246 244V247ZM254 246L257 247V248L255 247L256 248L255 250L253 248ZM41 247L43 249L42 264H47L46 261L43 259V257L45 259H50V260L52 259L51 258V246L49 244H45L44 246L42 245ZM45 247L48 248V249H46ZM246 247L242 248L241 250H244ZM143 248H145V249H143ZM231 248H233L234 250L232 249L230 251L229 249H231ZM103 249H106V250H103ZM116 249H117V251L120 250L119 251L120 254L116 251ZM46 250L47 251L49 250V251L47 252ZM146 250H148L150 253L148 254V251H146ZM104 251H105L106 254L104 253ZM106 251H108V253ZM113 251H114V253H113ZM127 252L130 253V254H128ZM253 252H254L255 255L253 254ZM46 253H49V254H46ZM133 253H135V254H133ZM110 254H111V256H109ZM238 254L236 256H238ZM140 255H144L145 258L141 257ZM147 256H149V258ZM150 256H152V257H150ZM70 259H72V261H70ZM180 260H183V261L180 262ZM115 261H113L114 264H119L118 262H115ZM147 261H148V263H147ZM3 263L4 264H12L13 262H11V260H9V259H6L5 262H3ZM13 264H15V263H13Z\"/></svg>","mask_w":264,"mask_h":264}]
</instances>
